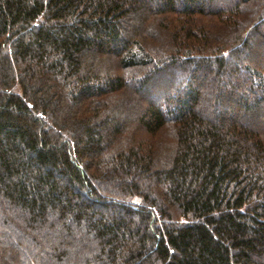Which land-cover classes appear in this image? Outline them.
I'll return each mask as SVG.
<instances>
[{"label": "trees", "instance_id": "16d2710c", "mask_svg": "<svg viewBox=\"0 0 264 264\" xmlns=\"http://www.w3.org/2000/svg\"><path fill=\"white\" fill-rule=\"evenodd\" d=\"M0 264H264V0H0Z\"/></svg>", "mask_w": 264, "mask_h": 264}]
</instances>
